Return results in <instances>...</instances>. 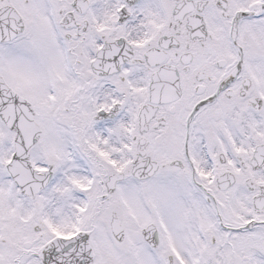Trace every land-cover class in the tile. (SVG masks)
Segmentation results:
<instances>
[{
  "label": "snow or ice",
  "instance_id": "snow-or-ice-1",
  "mask_svg": "<svg viewBox=\"0 0 264 264\" xmlns=\"http://www.w3.org/2000/svg\"><path fill=\"white\" fill-rule=\"evenodd\" d=\"M0 264H264V0H0Z\"/></svg>",
  "mask_w": 264,
  "mask_h": 264
}]
</instances>
